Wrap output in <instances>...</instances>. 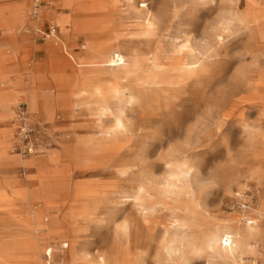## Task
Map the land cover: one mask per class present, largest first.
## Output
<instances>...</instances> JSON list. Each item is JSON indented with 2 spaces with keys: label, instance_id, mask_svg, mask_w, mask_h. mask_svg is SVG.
<instances>
[{
  "label": "rangeland",
  "instance_id": "374dc122",
  "mask_svg": "<svg viewBox=\"0 0 264 264\" xmlns=\"http://www.w3.org/2000/svg\"><path fill=\"white\" fill-rule=\"evenodd\" d=\"M0 67V264H264V0H0Z\"/></svg>",
  "mask_w": 264,
  "mask_h": 264
},
{
  "label": "built area",
  "instance_id": "2783aa9c",
  "mask_svg": "<svg viewBox=\"0 0 264 264\" xmlns=\"http://www.w3.org/2000/svg\"><path fill=\"white\" fill-rule=\"evenodd\" d=\"M28 117V110L20 107L18 110L19 127L14 142V149L18 153L28 154L29 151L36 150L40 146L37 136L40 132L43 134L45 131L43 130V124H39V122L32 123L28 120Z\"/></svg>",
  "mask_w": 264,
  "mask_h": 264
},
{
  "label": "crops",
  "instance_id": "0c3cea01",
  "mask_svg": "<svg viewBox=\"0 0 264 264\" xmlns=\"http://www.w3.org/2000/svg\"><path fill=\"white\" fill-rule=\"evenodd\" d=\"M63 56V55H62ZM65 58V57H64ZM31 63L28 62V64L26 65V68L30 65ZM79 65V64H77ZM34 65H32V68H33ZM38 67V72H40L42 74V78L39 80L38 78L35 77V74H34V79H31V81L29 82H26V83H20L19 86L20 88L24 91H27V90H37V91H41L40 90V86L45 83L46 81V72H45V68L42 67V66H37ZM35 73V72H34ZM0 83L3 85V84H9V80H8V75L3 71V68L0 67ZM18 93V90L17 88L15 87L13 90L11 91H8V92H5V93H1V95L3 97H6V98H10V97H14L16 96ZM53 100H52V104H53V107H56V106H62V102L64 101V99H62L61 95H55L53 96ZM32 101H34L35 103L37 102L38 103V99L36 97H33L32 98ZM61 104V105H60ZM36 113V112H35ZM34 113V114H35ZM12 136H13V132L11 130V136H10V139H9V143H8V153L10 154V156L16 158L21 164H23V162L20 160V158L17 156V155H14L10 152V149H11V144H12ZM50 155H47L46 158L48 159ZM27 162H30L29 160H27L26 162L24 163H27Z\"/></svg>",
  "mask_w": 264,
  "mask_h": 264
},
{
  "label": "bare ground",
  "instance_id": "6f19581e",
  "mask_svg": "<svg viewBox=\"0 0 264 264\" xmlns=\"http://www.w3.org/2000/svg\"><path fill=\"white\" fill-rule=\"evenodd\" d=\"M142 6H146V4H143ZM54 34L55 33H53V35ZM103 64H106V65H108L110 67H118V66L126 65L128 63L126 62V59L120 53L113 52L105 59ZM19 107H20V104L16 107L15 117H14V125H15L16 129H18V127H19V122H18V110H19ZM27 110H28V108H27ZM30 112L31 111L28 110V116H29L28 120L30 122H32V123H34L35 121L38 123V120L33 118V117L36 118V116L32 112L31 113ZM14 142H15V135H14V137L12 139V144H11V148H12L11 149V153L12 154H14L13 152H16L15 149H14ZM34 153H35V150H32V151L28 152V154H31L30 156H32V154H34ZM19 154H22V155H19ZM23 154L24 153H18V155L17 154H14V155H17L20 158V160L24 163V162H26L28 160V158H26ZM249 224H257V222L254 219H252ZM227 242H229L227 239H223V243H227ZM230 245L231 244H225V246H230Z\"/></svg>",
  "mask_w": 264,
  "mask_h": 264
}]
</instances>
